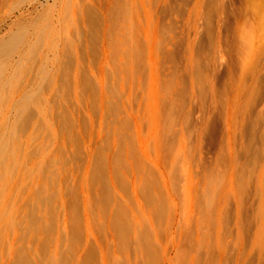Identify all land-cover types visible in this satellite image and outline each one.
I'll return each mask as SVG.
<instances>
[{"label":"rangeland","instance_id":"obj_1","mask_svg":"<svg viewBox=\"0 0 264 264\" xmlns=\"http://www.w3.org/2000/svg\"><path fill=\"white\" fill-rule=\"evenodd\" d=\"M0 264H264V0H0Z\"/></svg>","mask_w":264,"mask_h":264},{"label":"bare ground","instance_id":"obj_2","mask_svg":"<svg viewBox=\"0 0 264 264\" xmlns=\"http://www.w3.org/2000/svg\"><path fill=\"white\" fill-rule=\"evenodd\" d=\"M253 25V24H252ZM250 28V27H249ZM248 29V28H247ZM250 33V32H249ZM253 33V32H252ZM250 37V36H249ZM245 38H247V37H245ZM246 42H247V40H246ZM249 48V47H248ZM245 50V49H244ZM246 51H249L248 49L246 50ZM244 52V51H243ZM245 53V52H244ZM117 217H119V215H116ZM120 218V217H119ZM113 219V218H112ZM118 219V218H117ZM120 220V219H119ZM121 222H122V220H121ZM112 223H114L113 221H112ZM117 223H118V220H117ZM115 225H116V223H115Z\"/></svg>","mask_w":264,"mask_h":264}]
</instances>
